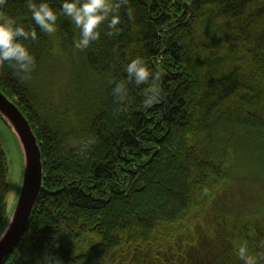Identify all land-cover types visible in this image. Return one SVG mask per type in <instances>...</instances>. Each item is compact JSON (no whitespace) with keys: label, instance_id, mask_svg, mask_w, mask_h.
<instances>
[{"label":"trees","instance_id":"1","mask_svg":"<svg viewBox=\"0 0 264 264\" xmlns=\"http://www.w3.org/2000/svg\"><path fill=\"white\" fill-rule=\"evenodd\" d=\"M48 2L58 14L51 34L35 25L27 0L3 6L37 31L36 40L24 41L35 68L21 79L0 66V91L29 120L44 178L28 229L2 264L53 257L61 264H172L175 253L165 242H173L175 226L209 186L228 183L230 157L262 154L264 0H129L119 33L106 35V21L100 39L84 50L74 46L79 29L60 11L61 0ZM136 56L160 73L163 99L150 108L142 104L145 85L130 84L124 104L112 94ZM8 194L0 143V226L9 219ZM262 224L240 226H254L256 234L243 240L256 250L264 243ZM202 236L189 264L216 257L244 264L240 240L230 236L227 246L219 235L205 245ZM72 245L87 250L77 254ZM201 245L212 248L207 258ZM154 248L161 259L152 261L147 253ZM258 252L248 250L263 264ZM182 258L187 264V252Z\"/></svg>","mask_w":264,"mask_h":264},{"label":"rangeland","instance_id":"2","mask_svg":"<svg viewBox=\"0 0 264 264\" xmlns=\"http://www.w3.org/2000/svg\"><path fill=\"white\" fill-rule=\"evenodd\" d=\"M0 143L5 153L8 166V183L9 194L7 198V213L8 218L13 214L18 201L20 190L22 187L25 159L22 148L7 123L0 117ZM228 164L232 168V176L228 183L220 182L218 185H212L204 191L201 199L191 209L189 216L179 222L175 226L176 232L174 240L171 243L165 242L166 245L172 247L175 253L176 262L172 264H185L182 256L187 255L191 263V257L188 254L192 249L191 246H199V235L204 234L206 243H214L215 238L224 240L229 246L230 236L240 245H246L248 250L259 251L258 259L264 264V243L259 250L252 248L251 244L246 243L244 236H254L256 234L254 226H248V220L256 222L259 225L264 220V148L262 154L256 150H247L236 156H231ZM260 201L256 203V200ZM242 206H248L245 211L240 210L241 216H238V209ZM219 233L217 232V224ZM245 222V228L240 229L241 224ZM7 223L0 226V233H3ZM263 227V228H262ZM262 234L264 233V225L262 224ZM260 230V229H259ZM198 235V236H197ZM198 237V238H197ZM203 237V236H202ZM193 238V240H192ZM197 239V241H195ZM192 240V241H191ZM191 241L184 246L185 242ZM201 245L202 252H207L206 258L212 249L209 246ZM77 254H82L87 250L72 245ZM185 247V248H184ZM75 253V254H76ZM151 260L161 259L160 253L154 248L149 250ZM198 250L194 254V258L199 256ZM210 264H220V257L213 259ZM202 264H208L202 261Z\"/></svg>","mask_w":264,"mask_h":264},{"label":"clouds","instance_id":"3","mask_svg":"<svg viewBox=\"0 0 264 264\" xmlns=\"http://www.w3.org/2000/svg\"><path fill=\"white\" fill-rule=\"evenodd\" d=\"M6 0H0V66L7 64L14 70V74L21 79H26L36 65L35 56L26 46L24 41L38 38L35 27H25L13 16L4 10ZM129 4V0H61L60 11L69 17L79 29L80 37L74 41L77 49H87L90 44L100 39V26L107 21L109 31L105 34L112 36L119 33L118 25L121 23L120 9ZM27 8L35 25L44 33H54L57 29V11L50 6L48 0H27ZM126 14L133 19V10L128 7ZM124 71L126 77L117 82L112 88V94L122 104L127 100L129 85L135 84L142 88V104L150 108L162 101V89L158 81L160 73L153 71L145 59L136 56L131 59ZM123 110H126V105ZM5 233H0V239ZM239 258L244 264H257V258L248 254L246 245L238 249ZM45 264H61L53 257L51 261L45 260Z\"/></svg>","mask_w":264,"mask_h":264},{"label":"water","instance_id":"4","mask_svg":"<svg viewBox=\"0 0 264 264\" xmlns=\"http://www.w3.org/2000/svg\"><path fill=\"white\" fill-rule=\"evenodd\" d=\"M0 117L14 132L24 155L25 167L22 187L12 216L0 239V264L15 250L25 232L42 190L43 165L40 147L29 120L17 103L0 91Z\"/></svg>","mask_w":264,"mask_h":264}]
</instances>
